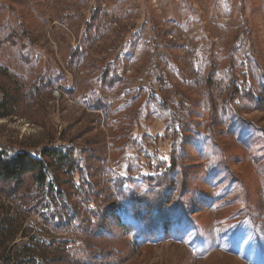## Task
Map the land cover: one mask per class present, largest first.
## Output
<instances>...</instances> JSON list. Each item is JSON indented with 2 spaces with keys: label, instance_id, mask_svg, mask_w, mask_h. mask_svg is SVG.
<instances>
[{
  "label": "rangeland",
  "instance_id": "rangeland-1",
  "mask_svg": "<svg viewBox=\"0 0 264 264\" xmlns=\"http://www.w3.org/2000/svg\"><path fill=\"white\" fill-rule=\"evenodd\" d=\"M0 147V264H264V0H0Z\"/></svg>",
  "mask_w": 264,
  "mask_h": 264
},
{
  "label": "trees",
  "instance_id": "trees-1",
  "mask_svg": "<svg viewBox=\"0 0 264 264\" xmlns=\"http://www.w3.org/2000/svg\"><path fill=\"white\" fill-rule=\"evenodd\" d=\"M76 165L68 153H63L58 148H44L39 152V156L34 157L27 152L9 156L0 147V185L13 184L14 189H19L22 185H25L27 178L31 177L32 181L35 182L34 188L27 190V192H19L18 195L15 193L13 200L11 199L15 204L28 203L36 189L46 190L47 195H51L50 190H53V186L48 181L53 168L60 167L69 171ZM57 191V193H60L61 190ZM43 199L44 197L41 196L40 202ZM40 202L35 203V205ZM1 227L2 225H0V229Z\"/></svg>",
  "mask_w": 264,
  "mask_h": 264
}]
</instances>
